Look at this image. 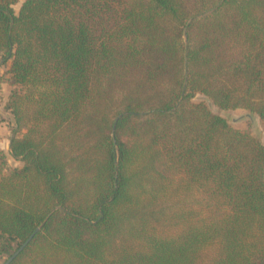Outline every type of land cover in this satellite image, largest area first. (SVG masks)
Instances as JSON below:
<instances>
[{
	"label": "trees",
	"instance_id": "1",
	"mask_svg": "<svg viewBox=\"0 0 264 264\" xmlns=\"http://www.w3.org/2000/svg\"><path fill=\"white\" fill-rule=\"evenodd\" d=\"M20 1L1 264H264V0Z\"/></svg>",
	"mask_w": 264,
	"mask_h": 264
},
{
	"label": "rangeland",
	"instance_id": "2",
	"mask_svg": "<svg viewBox=\"0 0 264 264\" xmlns=\"http://www.w3.org/2000/svg\"><path fill=\"white\" fill-rule=\"evenodd\" d=\"M23 0L14 5L15 11L18 12ZM9 64L0 65V122L5 121L2 124L0 129V138L5 142L4 136L6 131L7 134L12 129V126L8 125L11 115L7 110H5V102L8 98L10 90L12 89L11 85L7 82V79L10 77L8 72ZM202 96H196L195 99H201ZM213 111L224 116L232 126L239 128L241 130H248L257 136L264 143V119L258 117V115L251 113L245 109H220L214 104H211ZM19 133V132H18ZM9 135V134H8ZM22 162L19 159L14 158L13 156H8L7 158V168H12L15 166H21ZM1 242V239H0ZM7 258L6 254L0 252V264Z\"/></svg>",
	"mask_w": 264,
	"mask_h": 264
},
{
	"label": "crops",
	"instance_id": "3",
	"mask_svg": "<svg viewBox=\"0 0 264 264\" xmlns=\"http://www.w3.org/2000/svg\"><path fill=\"white\" fill-rule=\"evenodd\" d=\"M9 120V123L8 125L12 126V121H11V118L8 119ZM5 121H1L0 122V129L2 128V124L4 123ZM6 123V122H5ZM4 123V124H5ZM9 134V135H8ZM7 134V131L5 133L6 136H4V139H5V142H3V140L0 138V150H2L3 152H5L6 154V157L8 158V156H12L11 155V152H10V138L11 136L13 135V131L12 129L10 128V131L8 132Z\"/></svg>",
	"mask_w": 264,
	"mask_h": 264
},
{
	"label": "water",
	"instance_id": "4",
	"mask_svg": "<svg viewBox=\"0 0 264 264\" xmlns=\"http://www.w3.org/2000/svg\"><path fill=\"white\" fill-rule=\"evenodd\" d=\"M38 230V229H37ZM33 235H31L16 251L15 253H13V255H11L7 261L4 264H7L8 262H10L23 248L25 245L28 244V242L32 239Z\"/></svg>",
	"mask_w": 264,
	"mask_h": 264
}]
</instances>
